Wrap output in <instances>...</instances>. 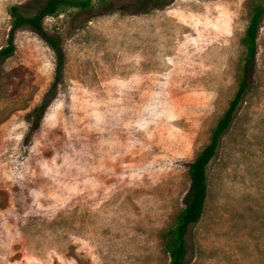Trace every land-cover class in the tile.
Masks as SVG:
<instances>
[{"label":"rangeland","instance_id":"obj_1","mask_svg":"<svg viewBox=\"0 0 264 264\" xmlns=\"http://www.w3.org/2000/svg\"><path fill=\"white\" fill-rule=\"evenodd\" d=\"M0 0V47L8 8ZM41 3L43 0H36ZM110 0L46 17L0 60V264H169L159 233L237 89L248 0ZM53 89L41 120L30 112ZM185 264H264V16L229 128L206 168Z\"/></svg>","mask_w":264,"mask_h":264},{"label":"trees","instance_id":"obj_2","mask_svg":"<svg viewBox=\"0 0 264 264\" xmlns=\"http://www.w3.org/2000/svg\"><path fill=\"white\" fill-rule=\"evenodd\" d=\"M110 0H29L21 4H15L8 8L9 30L4 46L0 47V60L14 52V37L17 31L30 28L37 32L42 40L55 54V79L62 75L63 54L56 38L46 32L42 26L46 17L57 16L67 10L87 11L96 5L108 3ZM147 5L140 2L142 13H148L152 8H161L167 1ZM171 0H168V3ZM264 16V0H248L247 23L239 37V45L242 47V59L238 68L237 89L228 102V105L211 129L208 143L198 152L193 161L187 167V176L191 185V193L187 204L175 215L171 225L159 233L162 253L167 257L169 264H185L187 248L186 236L190 226L201 218L207 197L206 168L210 160L215 156L221 136L229 128L234 114L243 99L251 77V70L257 54V37ZM55 91L51 89L42 99L41 103L30 112L32 123L41 120L46 108L54 97Z\"/></svg>","mask_w":264,"mask_h":264}]
</instances>
